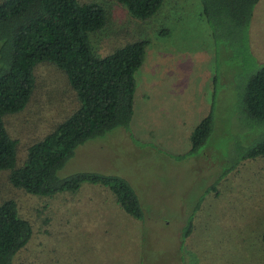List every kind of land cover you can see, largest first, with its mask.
I'll return each instance as SVG.
<instances>
[{
	"label": "rangeland",
	"instance_id": "obj_1",
	"mask_svg": "<svg viewBox=\"0 0 264 264\" xmlns=\"http://www.w3.org/2000/svg\"><path fill=\"white\" fill-rule=\"evenodd\" d=\"M77 1L104 8V24L87 33L95 55L135 38L148 44L133 74L132 114L124 128L130 142L121 137L123 127H112L77 144L56 174L127 173L143 216L136 222L108 212L87 192L97 184L43 196L13 187L8 169H1L0 200L12 198L31 224L10 264H264V155L238 157L264 138V125L251 122L239 103L248 74L264 61V0L254 3L244 39L233 41L211 36L199 0H162L145 18L116 0ZM33 78L25 105L2 117L15 140L14 166L78 104L53 63L37 62ZM212 95V129L187 153L190 132ZM211 184L215 188L207 190ZM190 214V232L181 236Z\"/></svg>",
	"mask_w": 264,
	"mask_h": 264
},
{
	"label": "trees",
	"instance_id": "obj_2",
	"mask_svg": "<svg viewBox=\"0 0 264 264\" xmlns=\"http://www.w3.org/2000/svg\"><path fill=\"white\" fill-rule=\"evenodd\" d=\"M116 1L125 5L132 16L145 18L156 11L162 0ZM256 1L199 0V11L211 36L233 41L244 39ZM104 22V8L96 2L0 0V170L8 169L6 177L13 187L43 196L62 190L73 192L82 182L107 186L126 213L140 218L138 197L124 177L92 170L65 176L56 174L77 144L115 126L126 129L132 114L133 74L142 61L148 40L135 38L97 56L89 47L87 33ZM39 61H49L63 70L78 104L31 142L23 161L14 166L15 140L9 136L2 117L27 102L33 87V68ZM213 98L214 95L206 114L190 132L187 153L196 152L212 129ZM239 103L251 122L264 125V61L248 74ZM258 155H264V138L238 153L239 158ZM214 184L207 190L214 189ZM190 227L191 214L181 236L187 235ZM30 233L31 224L17 214L15 201L9 197L0 200V264H10L11 255ZM260 239L264 244V228Z\"/></svg>",
	"mask_w": 264,
	"mask_h": 264
},
{
	"label": "crops",
	"instance_id": "obj_3",
	"mask_svg": "<svg viewBox=\"0 0 264 264\" xmlns=\"http://www.w3.org/2000/svg\"><path fill=\"white\" fill-rule=\"evenodd\" d=\"M121 137H123V139L126 140V141H128V142H130V140H131L129 133L124 128L121 129ZM115 174H118V175L124 177L130 183V185L134 189V191H135V193H136V195L138 197V201H139V196H138L137 191L134 188L133 183H132L131 178H130L131 176L129 174H127V173H124L123 174V173H118L117 172ZM88 191H90V193H92V194L97 195V199L98 200L100 198L102 199V205L108 210V212L113 213V214L116 213V216H117V213H121V214H123L124 216H127V217H130L131 216L130 214L126 213L117 204V202L115 201V198H114L113 193L110 191V189L107 186H104V185L101 186L99 184L92 185V186H88L87 187V192ZM139 204H140V202H139ZM142 216H143V212H142ZM132 217H134V216H132ZM135 218H136V222H137L139 219L137 217H135ZM187 218L185 220V223L187 221ZM140 221H142V220H140ZM191 226H192V217H191ZM149 232L151 233V231H149ZM177 234H179V233L177 232ZM181 240H182V238H181Z\"/></svg>",
	"mask_w": 264,
	"mask_h": 264
}]
</instances>
